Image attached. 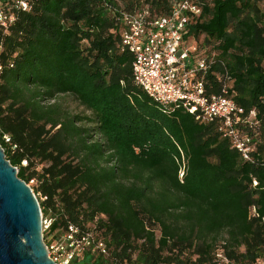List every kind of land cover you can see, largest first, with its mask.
<instances>
[{"label":"trees","instance_id":"1","mask_svg":"<svg viewBox=\"0 0 264 264\" xmlns=\"http://www.w3.org/2000/svg\"><path fill=\"white\" fill-rule=\"evenodd\" d=\"M196 1L189 34L214 57L211 91L227 84L253 122L250 160L133 79L121 12L161 16L172 0H33L0 29V144L36 182L45 242L70 225L93 238L70 264L264 261V0Z\"/></svg>","mask_w":264,"mask_h":264},{"label":"built area","instance_id":"2","mask_svg":"<svg viewBox=\"0 0 264 264\" xmlns=\"http://www.w3.org/2000/svg\"><path fill=\"white\" fill-rule=\"evenodd\" d=\"M32 1L0 0V29L7 30L19 12L30 10ZM201 13L196 0H172L169 12L161 16H151L146 8L121 12V42L133 53V79L166 111L178 106L198 121L215 122L242 157L250 160L254 144L243 125L253 122L229 95L227 84L222 85L220 92L211 91L207 74L213 68L214 57L201 55L189 34V26ZM183 174L182 168L180 176ZM93 241L89 234H81L78 227L70 225L62 240L47 244L49 256L57 264H70ZM100 248L107 253L105 245L100 244Z\"/></svg>","mask_w":264,"mask_h":264},{"label":"water","instance_id":"3","mask_svg":"<svg viewBox=\"0 0 264 264\" xmlns=\"http://www.w3.org/2000/svg\"><path fill=\"white\" fill-rule=\"evenodd\" d=\"M43 211L0 144V264H57L44 238Z\"/></svg>","mask_w":264,"mask_h":264},{"label":"rangeland","instance_id":"4","mask_svg":"<svg viewBox=\"0 0 264 264\" xmlns=\"http://www.w3.org/2000/svg\"><path fill=\"white\" fill-rule=\"evenodd\" d=\"M205 40L206 39H205L204 35H200L199 37H195V43L202 44V42L205 41ZM209 44L212 46V45H214V42H212V43L209 42ZM68 104H69L70 108L73 109L74 111H77V112L86 111V109L83 106L79 105L78 102L73 100L72 98L69 99ZM86 113H90V111L87 110ZM29 185H31V187L36 186V182L35 181H31L29 183ZM44 219H46V224L44 225V229H48L49 225L51 223V218L50 217H46ZM54 243H55V241H54Z\"/></svg>","mask_w":264,"mask_h":264}]
</instances>
